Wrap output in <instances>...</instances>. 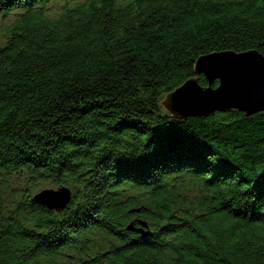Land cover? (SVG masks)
<instances>
[{"label": "trees", "instance_id": "trees-1", "mask_svg": "<svg viewBox=\"0 0 264 264\" xmlns=\"http://www.w3.org/2000/svg\"><path fill=\"white\" fill-rule=\"evenodd\" d=\"M252 49L264 0H0V264H264V111L161 104Z\"/></svg>", "mask_w": 264, "mask_h": 264}, {"label": "water", "instance_id": "water-1", "mask_svg": "<svg viewBox=\"0 0 264 264\" xmlns=\"http://www.w3.org/2000/svg\"><path fill=\"white\" fill-rule=\"evenodd\" d=\"M194 67L208 84L201 86L197 78H192L168 92L161 103L173 119L182 121L188 117H208L215 112H229L232 109L247 115L264 111L262 53L253 49L212 52L200 56ZM215 81L218 85L213 87ZM71 193L65 186L48 187L36 193L34 199L60 212L72 201Z\"/></svg>", "mask_w": 264, "mask_h": 264}, {"label": "rangeland", "instance_id": "rangeland-1", "mask_svg": "<svg viewBox=\"0 0 264 264\" xmlns=\"http://www.w3.org/2000/svg\"><path fill=\"white\" fill-rule=\"evenodd\" d=\"M165 95H166V94H165ZM165 95L162 96L161 101L164 99ZM161 104H162V103H161ZM162 110L165 111V112L168 114V112H167L166 109L163 107V105H162Z\"/></svg>", "mask_w": 264, "mask_h": 264}]
</instances>
